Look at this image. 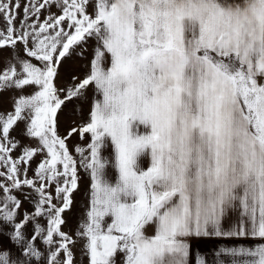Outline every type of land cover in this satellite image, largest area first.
I'll list each match as a JSON object with an SVG mask.
<instances>
[{
    "label": "snow or ice",
    "instance_id": "obj_1",
    "mask_svg": "<svg viewBox=\"0 0 264 264\" xmlns=\"http://www.w3.org/2000/svg\"><path fill=\"white\" fill-rule=\"evenodd\" d=\"M3 92L0 264H264V0H0Z\"/></svg>",
    "mask_w": 264,
    "mask_h": 264
},
{
    "label": "crops",
    "instance_id": "obj_2",
    "mask_svg": "<svg viewBox=\"0 0 264 264\" xmlns=\"http://www.w3.org/2000/svg\"><path fill=\"white\" fill-rule=\"evenodd\" d=\"M91 41L89 42V45H91ZM77 56V55H75ZM74 56L66 59L63 61L62 63V66H61V69H60V73H61V76H60V79L62 81H66L70 79V77L72 75H77V74H80L81 73V69L83 68V60H84V57H80L82 58L81 60H79L78 58H73ZM76 59V60H75ZM75 60V61H73ZM69 61H73L71 63V66L70 68H68V70H71L70 73L69 72V76L67 77V75L64 73L63 74V70H64V66H66V64L69 62ZM72 68V69H71ZM75 105V109L74 111H71V112H75V114L72 116H74V118H76L74 121L71 122V125L70 126H74L76 123H74L76 120L79 121V118H81V112L83 113H86L87 110H88V107H89V104L88 103H85L86 105V109H83V104L82 105H77V101H73L71 103H68L64 108L63 110L59 113V119H60V122H62L64 119L61 118V116H63L64 114V110L70 106V105ZM71 118V116L69 117H66L64 122H69L67 120ZM69 126V127H70ZM62 132V131H61ZM63 133V132H62ZM75 143V141H73ZM72 142V143H73ZM81 175V181H80V188L78 191H76L75 193H73V204L71 206V209L66 211L64 213V217L67 221L66 225L64 226V231H72L74 232L76 227H77V223L81 217V214L84 212L85 210V205H86V194H85V188L87 187V184H88V180H87V176L85 175V173L81 172L80 173ZM28 190L25 189V192H27ZM17 195L20 197V199L23 202L22 204V207H21V212H23L24 210H31V205L30 203L27 201V200H24V195L20 194V193H17ZM78 202L81 203V208H79L78 211H76L75 213L72 212V210L74 209L75 205L78 204ZM68 219H72V226H70L68 224ZM5 243H7V241H5ZM241 243H249L248 241H241ZM234 242L233 241H226V240H220V239H217V238H202V239H193L191 241V245H192V252H193V255H195L196 253H201V254H206L205 255V259L206 260H210L212 258V256L214 255L215 251L220 247V246H233ZM76 259H77V264H82V262L84 261V258L80 255V253L77 251L76 252ZM86 264V262H85Z\"/></svg>",
    "mask_w": 264,
    "mask_h": 264
},
{
    "label": "rangeland",
    "instance_id": "obj_3",
    "mask_svg": "<svg viewBox=\"0 0 264 264\" xmlns=\"http://www.w3.org/2000/svg\"><path fill=\"white\" fill-rule=\"evenodd\" d=\"M53 11H55V9H53ZM90 42V41H89ZM90 45H86L85 47L86 48H88ZM90 50V49H89ZM5 55H7V52H5L4 53ZM74 57L73 58H78L79 60H81L82 58H80L79 56H75V55H73ZM76 60V59H75ZM75 60H73V61H75ZM73 61H69L67 64H66V66H64V70H63V74L65 73L66 75H67V77L69 76V72L71 71V70H68V68H70V66H71V63L73 62ZM85 59L83 60V65L85 64ZM72 69V68H71ZM81 72L83 71V68L80 70ZM70 73H72V72H70ZM66 81H67V79H66ZM10 96H11V93H9V92H3L2 94H0V112H6V111H9V110H11V101H10ZM83 104V102H81V101H77V105H82ZM76 105V104H75ZM74 104L73 105H70V106H68L65 110H64V114H63V116H61V118L62 119H64L65 120V118L66 117H70L71 116V118L70 119H68L67 118V120L68 121H70V123L68 122H64V120L62 121V122H60V125H61V128H60V130L62 131V132H64V130L66 129V128H68L70 125H71V122L72 121H74L76 118H74V116H72V114L74 115L75 114V112H71V111H74V109H75V106ZM83 109H86V105H85V103L83 104ZM81 121V118H79V121L78 120H76L74 123H79ZM17 131H19V129H17ZM16 135V133L14 132L13 133V136H15ZM73 142V141H72ZM71 142V143H72ZM74 143V142H73ZM40 159V157H36V160L38 161ZM33 167H35V162H33ZM81 172L83 173V170H81ZM29 175L31 176V172H29ZM86 175V174H85ZM79 208H81V203L80 202H78V204H76L75 205V207H74V209L72 210V212L73 213H75L76 211H78L79 210ZM68 224L70 225V226H72V219H68Z\"/></svg>",
    "mask_w": 264,
    "mask_h": 264
}]
</instances>
